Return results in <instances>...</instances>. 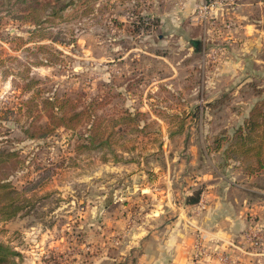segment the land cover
I'll use <instances>...</instances> for the list:
<instances>
[{
	"label": "rangeland",
	"instance_id": "rangeland-1",
	"mask_svg": "<svg viewBox=\"0 0 264 264\" xmlns=\"http://www.w3.org/2000/svg\"><path fill=\"white\" fill-rule=\"evenodd\" d=\"M244 1L254 4L241 14L264 23V1ZM168 3L0 1V150L13 153L0 183L23 206L11 219L0 215V242L19 264L100 261L94 254L108 247L90 233L100 237L107 217L122 213V194L108 193L113 167L160 162L167 137L179 153L207 154L194 165L199 173L238 164L215 142L248 119L264 66H250L258 78L241 88L233 80L223 97H204L221 89L208 51L230 46L229 19L185 17ZM96 134L105 145L89 146Z\"/></svg>",
	"mask_w": 264,
	"mask_h": 264
},
{
	"label": "crops",
	"instance_id": "crops-1",
	"mask_svg": "<svg viewBox=\"0 0 264 264\" xmlns=\"http://www.w3.org/2000/svg\"><path fill=\"white\" fill-rule=\"evenodd\" d=\"M156 1L161 10L162 2H169L178 15L192 17L203 0H154V8ZM253 4L226 0L217 11L222 23L224 19L233 23L230 30H222L230 35V46H218L214 54L218 60L214 82L218 87L225 84L218 93L213 89L204 92V97H223L224 87L233 80L238 81L234 86L238 88L258 77L264 82V75L250 68L264 66V23L251 22L247 13L241 14ZM194 48L197 52L198 42ZM258 92L244 112L250 113L264 99V88ZM242 125L239 122L238 127ZM167 142V150L156 155L160 162L157 159L149 167L144 163L113 167L118 173L107 184L111 187L108 193L122 194V213L107 217L103 222L107 232L100 237L90 233L92 243L105 240L108 247L94 254L100 261L90 264H264V247L254 249L250 241L254 235H264V184L258 182L264 170L245 173L239 163L226 167L224 161L221 169L214 166L211 172L199 173L194 165L207 154L179 153L174 147L176 139L167 137ZM195 193L200 194L198 201L189 202Z\"/></svg>",
	"mask_w": 264,
	"mask_h": 264
},
{
	"label": "trees",
	"instance_id": "trees-1",
	"mask_svg": "<svg viewBox=\"0 0 264 264\" xmlns=\"http://www.w3.org/2000/svg\"><path fill=\"white\" fill-rule=\"evenodd\" d=\"M47 5H51V3ZM36 22L40 23V20L37 19ZM194 46H197V42L194 43ZM47 133L49 134V132ZM97 136V134L91 135L89 146L92 144L94 147L96 143H99V146L106 144V141H103L102 138L99 140ZM215 143L217 150H220L223 143H226L227 146L222 153L227 161L232 160L244 164L249 173L264 170V99L253 106L248 119L242 126L235 129L232 134H223ZM12 156V152L0 150V171L11 165ZM8 187L9 185L0 183V215L5 219L15 217L19 211L23 210V206H13L10 199L11 192L7 191ZM199 195V193H195L189 202L198 201ZM4 200L5 202L2 203ZM18 257L21 256L17 251L0 242V264H19L16 260Z\"/></svg>",
	"mask_w": 264,
	"mask_h": 264
},
{
	"label": "built area",
	"instance_id": "built-area-1",
	"mask_svg": "<svg viewBox=\"0 0 264 264\" xmlns=\"http://www.w3.org/2000/svg\"><path fill=\"white\" fill-rule=\"evenodd\" d=\"M226 3V0H207L204 1V3L201 5V7L198 9V15H202L203 17H207L214 13L216 11H220L223 9L224 4ZM227 28L232 27V23L228 21L226 24ZM216 51L213 50L212 54H215ZM250 241L254 249H262L264 247V235L258 236L254 235L250 237Z\"/></svg>",
	"mask_w": 264,
	"mask_h": 264
}]
</instances>
